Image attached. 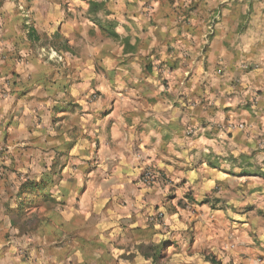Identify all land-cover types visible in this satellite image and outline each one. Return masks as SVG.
I'll return each instance as SVG.
<instances>
[{"label": "clouds", "instance_id": "1", "mask_svg": "<svg viewBox=\"0 0 264 264\" xmlns=\"http://www.w3.org/2000/svg\"><path fill=\"white\" fill-rule=\"evenodd\" d=\"M0 264H264V0H0Z\"/></svg>", "mask_w": 264, "mask_h": 264}, {"label": "crops", "instance_id": "2", "mask_svg": "<svg viewBox=\"0 0 264 264\" xmlns=\"http://www.w3.org/2000/svg\"><path fill=\"white\" fill-rule=\"evenodd\" d=\"M149 71H151V68L149 67V69H148ZM41 211H44V209H41Z\"/></svg>", "mask_w": 264, "mask_h": 264}]
</instances>
